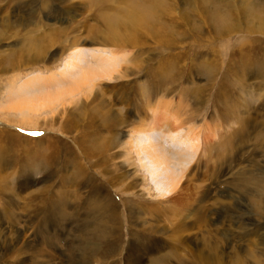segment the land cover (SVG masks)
Wrapping results in <instances>:
<instances>
[{
  "label": "rangeland",
  "instance_id": "1",
  "mask_svg": "<svg viewBox=\"0 0 264 264\" xmlns=\"http://www.w3.org/2000/svg\"><path fill=\"white\" fill-rule=\"evenodd\" d=\"M41 1L0 0V264H137L131 257L136 241L145 245L140 264H192L187 252L202 255L187 238L195 232L187 224L191 197L183 193L164 202L158 197L142 168L138 139L143 136L133 127L157 107L193 112L197 119L188 127L199 132L198 153L191 167L181 169L178 187L188 182L202 192L205 185L214 188L212 179L230 174L226 166L218 176L210 173L225 161L229 148L223 142L238 141L239 133L242 141L257 131L251 128L248 134L241 120L246 114L238 110L232 112L236 132L226 139L232 130L223 127L217 111L204 107L212 109L219 100L225 107L230 101L223 103V98L241 90L245 101L240 104L246 103L251 119L264 120L257 88L264 83V0H166L175 6V18L150 10L141 22L127 15L151 0ZM231 6L236 7L232 14L227 11ZM220 9L226 13L222 19ZM233 14L238 23H232ZM181 15L188 20L181 22ZM111 21L116 30H109ZM159 24L164 34L157 31ZM78 49L94 55L78 72L95 65L96 56L113 54L121 66L118 80L89 81L85 71L65 83L81 87L64 98L45 91L48 79L56 76L52 72L61 71ZM13 73L18 84L12 82ZM32 76L44 81L29 87L31 95L17 107L8 93ZM209 116L223 128L207 130L203 124ZM102 118L122 123L107 129ZM238 162L258 171L264 154L255 156L248 148ZM125 186L132 188L121 193ZM222 196L216 192L212 199L229 204V197ZM246 203V197L235 201L232 222L228 212L210 209V226L223 239L218 264L237 258L240 264H264V218L252 215L254 222H249ZM240 222L248 229L258 227L261 244L248 248L247 241L256 244V238L227 231ZM174 225L180 227L176 234Z\"/></svg>",
  "mask_w": 264,
  "mask_h": 264
},
{
  "label": "bare ground",
  "instance_id": "2",
  "mask_svg": "<svg viewBox=\"0 0 264 264\" xmlns=\"http://www.w3.org/2000/svg\"><path fill=\"white\" fill-rule=\"evenodd\" d=\"M165 1L166 0H163V2L160 0H151L150 4L148 5L143 4V6L137 8L136 11L129 13L127 16L132 21L135 20L137 22H141L146 17L150 16L151 15L150 10H153L155 14L161 12L162 16L163 15L173 16L172 9L175 6L172 4L168 6ZM41 2H47V0H42ZM235 8L236 7L231 6L230 10L227 9V11L232 14ZM219 12H220L219 17L222 19V17L226 15L225 10L220 9ZM179 19L181 20V22L182 21L185 22L188 20L183 15H181ZM231 21L232 23L234 21L237 22V16L234 15V19H232ZM235 26H238V24ZM258 27L260 28V26ZM108 28L109 30H116L117 28L116 22L115 21L109 22ZM163 28L164 26L159 24L157 26V31L159 33H163L164 32ZM223 31L225 30H221L219 33H222ZM226 32L227 31H225L224 33ZM197 33L198 35H200L199 30ZM89 56H94V55L88 54L87 51L85 50L78 49L76 51H72L71 55L64 60L61 71L52 72V75H56V76L54 78L48 79L50 85L47 87V89H45V91L51 89V91L55 93V96H60V98H64L66 94L72 93L76 89H79V87H81V83L73 82L72 87L71 86L69 87L65 83H68L76 79L82 72L85 71L87 74L86 80L89 81H91L92 77H95L98 81L104 79L118 80L116 76L120 73L119 68H121V66L118 63L117 57L113 54L110 55L109 57L96 56L95 65L89 66L88 68L86 67L83 71L78 72L77 69H79L82 65H84L87 62ZM247 65L248 63L245 62L242 63L243 67H248ZM96 69L99 70L97 71ZM13 75H15V73H13ZM13 75L12 77H14L13 78L14 81L12 80V82L18 84L19 78H17L16 75L15 76ZM212 76L214 75H211L209 79H212ZM42 81L44 80L39 79L37 76H32V78L27 82L19 83L16 89H11L8 93L9 94L8 98L10 97L12 101H14V103L18 102L17 107L20 105L21 106L25 105V103H23L22 101L26 102V99L24 97L31 95L29 91V87H34V88L40 87ZM263 85L264 83L262 84L258 83L257 85L258 86L257 88H259L258 92L260 95L259 99L261 105H263L262 103L264 99ZM205 89H208V85L205 87ZM40 93H42V91H39L36 95H40ZM238 94L239 95L235 94V96L234 95L231 96V94L225 96L223 98V103H227L228 101H230L228 105L225 104V107H222L221 100H219L217 102H213L212 109L210 105H207L209 106V108L204 107V109L205 111L206 109L211 111L212 110L217 111V114L221 115L220 120L224 123L223 127L227 131L232 130L233 128L232 112L238 113V110L241 111L242 113L244 112L246 115L241 120L246 123L248 134L250 135L249 129L253 128L254 130L257 131L256 135L254 136L252 134L250 137H245L243 138L242 141H240V139L242 138V134L239 133L238 135L239 142L236 140L233 142L231 141L223 142V146L229 148L225 161L223 165H220L217 168L212 167L213 168L212 171L209 172L214 176H218L217 175L218 171L222 170L223 167L225 168L226 166L227 170L230 171V174H228L229 176L224 175L223 179L219 177L212 179L211 182L212 185H215L214 188L205 185L204 186L205 189L202 192H199L197 190L193 191L192 189L194 186H192V184H188V182L184 186L178 187L179 180L181 177V169L185 167H191V163L194 160L193 157L198 153V143L196 141L200 140L199 132L194 128V126L188 127V125H191L194 121H196L197 118L195 113L189 111H179L176 113L174 111H171L172 113L171 114L165 111L166 108L157 107V110L154 109L151 111L153 113L150 115V117L149 116L144 117V120L142 122L135 123L134 124L135 126L133 127V130L135 132L142 134L143 136V138L138 139V146L142 147L141 149L144 152V157H143L144 162L142 163V168L146 172L147 177L151 185L153 186L155 193L158 194V197L163 202L164 200L168 201V199H171L173 196L176 197L175 195L178 196L183 193H187L191 197V201L189 205L190 206L189 213L191 214V216L190 218H187V224H188V228L193 229L195 232L194 234H187V238L192 240V242L199 248V251L202 255L200 256V254L195 255L192 254L191 252H187L188 256H190L191 258L190 263L192 264H205V262L218 264L220 261V259L218 258V254L222 250L221 246L223 244V239L220 231H218L217 228L210 226L211 207H219V209L223 210L224 212H228L232 217L231 220L232 222L236 220L234 213L235 201H237L240 204L243 197H246L249 203L248 204L246 203L244 208L245 209L251 208L247 213L248 221L254 222L253 219H251L252 215L259 218L261 217L264 218V167L257 171L256 169L253 168L252 165H241L238 162L239 153L241 151H245L248 148L252 149L255 156L258 155L259 153L264 154V120L261 117L252 120L249 115L251 110H247L244 108L246 106V103L241 102L242 105L240 104V99L245 101L244 92L240 90ZM234 98H235V102H237L238 104H232L233 102L232 99ZM195 100L196 101H194L193 99V102L198 103V97H195ZM14 103L12 104L15 105ZM201 105L202 103L199 106ZM106 107L111 108L109 104ZM161 109L162 110L164 109V111H161ZM23 110H27V109H23ZM197 110L200 109L197 108ZM101 123H103L102 125L103 127L107 129H111L114 126H116L118 123H122V120L118 118L116 120L114 119V121L113 120L108 121L107 118L103 120ZM250 123L254 124V127H251ZM203 125L207 128V130H209V127L211 126H215L217 128L222 127V125L220 123H217L211 116H209L208 121L205 122ZM239 126L241 127L240 122H239ZM235 132L236 129H233L226 139H230ZM148 134H150V136ZM91 155L97 157V152L93 151ZM241 162L246 163V160L242 159ZM188 169H184V170L188 171ZM223 185L226 188H228L226 191L222 188ZM131 188L132 186L130 187L125 186L123 190H121L120 192L121 193H124V191L127 192ZM219 188L221 189L219 190ZM216 192L223 195L222 197L228 196L230 199L229 204L225 205L218 202V200L216 199H212V194L216 195ZM234 192L237 195H234L233 194ZM260 195H262V197ZM203 197L205 200L206 199H208V201L211 199L212 200L209 202H204L202 200ZM112 210L115 211V207ZM115 223L116 225H118L117 219H115ZM111 226L114 227L115 224H112ZM204 227L206 228L205 231L203 230ZM172 231L174 234H176L180 231V227L174 225ZM227 231L241 236H248L249 238H253V239L256 238L255 239L256 244H253V240L247 241L248 248L257 247V241L259 242V244H261L262 237H257L258 227L248 229L245 227L244 222H240L239 227L235 229H233L231 225H229ZM137 239L139 240V238ZM142 242L140 241L138 244L136 241L135 244L136 254H133V252L131 254V257L135 258V262L138 261L137 264H140L141 263L140 261H142L141 260L142 258H140V256L138 255L141 252V250L144 249L145 247V245ZM225 243H227V239H225ZM173 253L175 254V252ZM204 254L206 258L204 257ZM182 255L184 256V254ZM248 255H250L249 250H248ZM181 262H184L183 257L181 259ZM240 262L241 260L237 258L234 260L233 264H240ZM260 263L261 262L257 260L256 264H260Z\"/></svg>",
  "mask_w": 264,
  "mask_h": 264
}]
</instances>
